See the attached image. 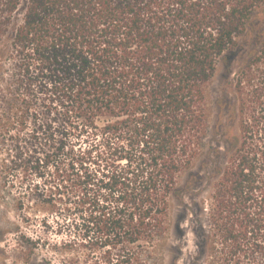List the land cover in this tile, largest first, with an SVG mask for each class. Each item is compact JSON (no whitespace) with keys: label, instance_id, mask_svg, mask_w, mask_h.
<instances>
[{"label":"trees","instance_id":"16d2710c","mask_svg":"<svg viewBox=\"0 0 264 264\" xmlns=\"http://www.w3.org/2000/svg\"><path fill=\"white\" fill-rule=\"evenodd\" d=\"M262 9L264 0H0V151L44 153L49 164L68 141L90 142L98 175L77 172L85 236L115 264H160L165 247L172 264H264V42L235 74L240 140L214 185L210 225L191 211L186 259L169 243L171 200L205 149L209 86Z\"/></svg>","mask_w":264,"mask_h":264},{"label":"rangeland","instance_id":"374dc122","mask_svg":"<svg viewBox=\"0 0 264 264\" xmlns=\"http://www.w3.org/2000/svg\"><path fill=\"white\" fill-rule=\"evenodd\" d=\"M263 42L264 9L255 13L238 47L220 61L209 86L205 149L191 171L181 177L180 195L171 200L169 243L182 248L181 258L195 251L191 211L198 210L203 223L210 225L214 185L240 140L235 74ZM97 152L84 139L68 141L64 151L51 155L49 164L39 160L44 153L20 160L0 151V264H115L107 249L93 245L85 236L86 186L77 172L98 175ZM183 219L181 235L176 227ZM162 253L160 264H172L175 251L165 247Z\"/></svg>","mask_w":264,"mask_h":264}]
</instances>
